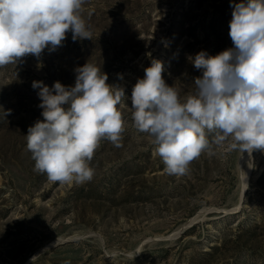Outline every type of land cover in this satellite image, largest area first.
I'll return each mask as SVG.
<instances>
[{
  "label": "rangeland",
  "instance_id": "rangeland-1",
  "mask_svg": "<svg viewBox=\"0 0 264 264\" xmlns=\"http://www.w3.org/2000/svg\"><path fill=\"white\" fill-rule=\"evenodd\" d=\"M240 2L86 0L92 39L68 32L55 51L0 67V264H264V151L240 157L229 138L186 175H168L131 109L153 59L181 102L194 94L202 72L192 59L233 47L229 23ZM86 63L125 89L122 146L101 140L91 181L54 183L33 170L26 149L28 128L43 120L32 82L74 86Z\"/></svg>",
  "mask_w": 264,
  "mask_h": 264
},
{
  "label": "clouds",
  "instance_id": "clouds-1",
  "mask_svg": "<svg viewBox=\"0 0 264 264\" xmlns=\"http://www.w3.org/2000/svg\"><path fill=\"white\" fill-rule=\"evenodd\" d=\"M85 3L0 0V67L28 55L39 59L46 48L55 51L68 32L73 41L92 39L81 15ZM229 29L233 47L215 56L201 51L192 59L202 75L194 79V94L184 102L176 88L166 84L160 60L153 59L133 86L134 127L153 138L168 175H186L201 154H214L211 144L221 146L229 138L230 149L240 157L264 151V0L236 3ZM75 73L74 86L57 81L50 88L32 82V88L39 89L43 120L28 128L26 149L35 161L33 170L54 183L91 181L90 162L101 140L122 146L124 126L117 106L125 89L108 84V75L90 63ZM209 134H214L211 142Z\"/></svg>",
  "mask_w": 264,
  "mask_h": 264
},
{
  "label": "water",
  "instance_id": "water-1",
  "mask_svg": "<svg viewBox=\"0 0 264 264\" xmlns=\"http://www.w3.org/2000/svg\"><path fill=\"white\" fill-rule=\"evenodd\" d=\"M182 229H180L178 232H180ZM67 239H61V240H58V241H56V242H54L53 244H51L50 246H52V245H55V244H57V243H59V242H64V241H66Z\"/></svg>",
  "mask_w": 264,
  "mask_h": 264
},
{
  "label": "bare ground",
  "instance_id": "bare-ground-1",
  "mask_svg": "<svg viewBox=\"0 0 264 264\" xmlns=\"http://www.w3.org/2000/svg\"><path fill=\"white\" fill-rule=\"evenodd\" d=\"M247 171V172H246ZM245 172V176H244V181L246 180L247 174H248V169Z\"/></svg>",
  "mask_w": 264,
  "mask_h": 264
}]
</instances>
